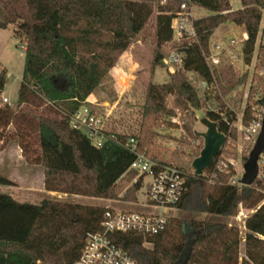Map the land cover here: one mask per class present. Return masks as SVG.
I'll use <instances>...</instances> for the list:
<instances>
[{
	"label": "trees",
	"instance_id": "16d2710c",
	"mask_svg": "<svg viewBox=\"0 0 264 264\" xmlns=\"http://www.w3.org/2000/svg\"><path fill=\"white\" fill-rule=\"evenodd\" d=\"M154 1L0 0V29L16 26L14 35L26 44L18 99L15 103L0 104V140L5 127L28 116L22 114L25 105L43 99L56 108L60 118L40 115L35 127L47 190L115 199L118 183L125 177L132 182L138 175L130 170L137 153L146 152L162 164H172L158 159L152 151L158 135L156 128L165 118L176 115L177 110L186 111L195 120L194 110L203 106L199 88L183 73H170L171 79L164 83L152 81L155 68L164 66L161 48L174 39L172 23L183 0H158L155 59L151 78L145 83L143 120L140 134L135 136V150L129 145V135L106 132L103 146L95 147L83 131L70 125L74 113L87 103L144 30L154 14ZM192 3L209 15L194 21L199 42L187 41L179 48L185 53L184 71H193L201 79L212 81L204 53H209V41L215 30L227 21L248 33L242 52L244 63L250 65L264 0H241L242 8L237 10L231 9L230 0H192ZM216 77L219 80L221 76L216 73ZM6 82L7 69L0 63V101ZM172 94L178 99L174 108H169L167 98ZM258 104L264 105V99L258 100ZM251 113L248 106L244 124L249 123ZM207 116L220 132L236 139L235 128L231 129L219 115L207 112ZM182 127L188 138L196 136L186 123ZM32 128L30 125V131ZM212 166L207 168L208 172ZM216 175L210 184L205 175L189 172L177 209L226 217L236 216L240 205L254 210L245 220V257L241 262L239 227L220 220H193L187 225L170 217L166 228L156 236L114 233L112 240L139 264H262L264 177H257L252 185L246 186L231 181L236 175L232 166L223 172L218 170ZM143 179L144 175L132 185L133 195L141 189ZM0 185L13 186L14 182L0 174ZM105 211L101 206L49 199L39 204L20 202L10 194L0 193V264L74 263L80 257L87 234L102 230Z\"/></svg>",
	"mask_w": 264,
	"mask_h": 264
},
{
	"label": "rangeland",
	"instance_id": "374dc122",
	"mask_svg": "<svg viewBox=\"0 0 264 264\" xmlns=\"http://www.w3.org/2000/svg\"><path fill=\"white\" fill-rule=\"evenodd\" d=\"M231 9L237 10L242 8L241 0H230ZM154 14L149 19L146 27L140 33L138 38L134 40L133 44L127 50L133 56V60L138 63L134 75L136 76V84L145 85L146 81L151 75L150 69L153 66L156 49V18L159 10V1L155 0ZM260 32L258 35V43L264 45V8ZM209 13L198 6L194 8V17L196 19L207 16ZM16 26H10L8 29H0V61L7 69V82L2 93L0 101L4 105L3 98H7L10 103H15L18 99V91L21 85L24 64L25 51L22 45L24 42L14 35ZM244 28L237 26L231 21H227L220 25L212 35L209 41V49L216 43H220L226 48L223 55L222 67L217 72L221 77L217 80L219 89L224 98L230 104H234L236 100L231 101L234 94L237 95V100L241 101V105L234 106L238 113L243 110L244 102L241 100L244 92L248 91L251 97H255L259 91L264 93V77H261L258 72L264 61L254 54L252 63L246 65L243 60L233 62L228 56L227 45L231 38H241ZM141 40L142 43H138ZM192 42L191 40H177L176 37L171 42L166 43L161 48L164 58L168 57L174 50L179 49L184 42ZM240 51V46L238 47ZM233 51L236 47L232 48ZM177 72L183 73L190 82L197 85L200 77L195 72L184 71L183 67H178ZM154 80L158 83H164L171 79L170 73L161 65L154 70ZM124 82L125 79H124ZM139 85V86H141ZM226 89V93L224 90ZM93 100L96 104L87 103L92 111L102 120L106 132L125 134L129 136H138L141 130L143 120V105L146 99V90L139 89H116L115 78L110 74L105 78L101 86L92 94ZM201 95V94H200ZM177 95H170L167 98V105L169 108H174ZM200 110H194V117L187 114L186 111L177 110L181 113V121L179 126H170L168 122L171 117H167L164 123L156 128L157 137L152 151L157 158H162L172 164L183 167L188 173H194L192 166L194 160L200 156L204 148V138L200 133H205L207 127L201 123L203 118H208L207 112H210L205 106V101ZM253 103V101H250ZM263 106V105H261ZM23 113L28 116H21L19 123L12 124L8 128L3 129L0 141V174L10 178L13 186L0 185V193L12 195L20 202H29L34 204L41 203L44 199L63 201L71 203H79L84 205H93L101 207H115L122 210H142L145 193L147 190V183L151 180L150 177L145 176L141 189L135 195L132 193V182L128 177L123 178L117 185L119 190L118 197L115 199H102L77 194H69L63 192L49 191L45 186V169L40 160V146L38 134L35 127L38 124V117L40 115L50 118H60L56 113V108L49 102L43 99L34 101L33 105L24 106ZM21 114V115H22ZM24 114V115H25ZM19 116V115H18ZM14 121L17 120V117ZM230 119H235V115L228 114ZM27 119V120H26ZM209 119V118H208ZM172 122V121H171ZM186 123L192 127V133L196 136L188 138L183 124ZM236 123V121L234 122ZM19 125H25L20 128ZM30 125L32 129L30 131ZM240 124L236 127V139L232 136L227 137V141L223 147L226 152L223 154L225 160H233L236 169V176L240 181L244 175L243 166L249 157L250 152L254 147V143L247 140L241 132ZM234 129V128H233ZM198 135V136H197ZM263 156L260 159L259 167L260 173L264 174ZM131 170V169H130ZM206 177L209 178L207 169L204 171ZM263 177V176H262ZM208 183L210 181L208 180ZM211 184V183H210ZM134 196L136 199H134ZM254 210L245 209L242 205L239 206L238 214L233 217L226 216H212L208 213H196L184 209H175L168 211L167 214L171 218L181 219L187 225L193 220L206 221L209 219L220 220L229 225L239 227L242 241L240 243L239 257L240 262L245 257V235L247 230L245 228L246 218L253 213ZM264 264V262L262 263Z\"/></svg>",
	"mask_w": 264,
	"mask_h": 264
},
{
	"label": "built area",
	"instance_id": "2783aa9c",
	"mask_svg": "<svg viewBox=\"0 0 264 264\" xmlns=\"http://www.w3.org/2000/svg\"><path fill=\"white\" fill-rule=\"evenodd\" d=\"M196 5L192 0H183L181 4V11L173 20L172 27L174 30V37L177 40H191L192 42H199L197 31L194 26V8ZM248 40V33L244 30L241 38L233 37L227 45L229 57L233 62L243 60V44ZM258 41V39H257ZM240 46V51L239 47ZM26 49V44L22 45ZM236 47L233 51L232 48ZM226 48L220 43L214 44L209 53L205 54L206 64L212 74V81L199 79L197 87L200 91V96L205 101V106L210 112H214L220 116V119L225 122L230 128H238L240 124L241 132L244 137L254 146L257 142L258 136L262 130L264 119V105L258 104V100L264 99V93L259 91L255 97H251L250 92L246 91L242 95L244 102L243 110L238 113L234 106L241 105V101L237 100V95L234 94L231 101L235 103L232 105L224 98L221 90L217 84L216 73L222 67L223 55ZM256 57L260 61H264V45L256 43L255 48ZM185 53L179 49L174 50L168 57L163 59L164 67L169 73H175L178 67H183ZM193 72V71H190ZM258 74L264 77V62L259 69ZM250 101H253L250 102ZM3 103H10L7 98H3ZM250 106L252 110L251 119L248 124H244V118L247 107ZM228 114L235 115V119H230ZM173 123L180 124L181 113L178 112L172 116ZM236 121V123H234ZM70 125L83 131L91 140L95 147L103 146L106 141V129L102 120L92 111V109L85 103L82 105L71 117ZM227 137V136H226ZM129 145L132 150H135L136 140L135 136H131ZM223 148L213 161V166L209 172V181L212 182L214 177H217L216 172L226 171L230 166L235 169V162L233 160H225L223 158ZM264 158L262 154L259 158ZM264 162V159H263ZM131 170L137 171L138 175L134 179L136 183L142 175L150 177L151 180L147 183V190L143 203L142 210H122L115 207H107L101 223L102 230L99 232H90L85 239V245L82 249L80 257L72 264H139L126 250L118 246L111 238L114 233H135L143 237H153L161 233L169 222L168 211L177 209V204L180 202L185 189L188 172L175 164H162L159 161L151 158L146 152L137 153L135 161L132 163ZM236 171V169H235ZM260 172V167H259ZM264 177L263 173L258 174V177ZM232 182H241L237 176H233ZM144 182V179H143ZM142 182V184H143ZM242 185V184H241ZM148 242H145V246ZM35 264H43L37 261Z\"/></svg>",
	"mask_w": 264,
	"mask_h": 264
},
{
	"label": "water",
	"instance_id": "95a60500",
	"mask_svg": "<svg viewBox=\"0 0 264 264\" xmlns=\"http://www.w3.org/2000/svg\"><path fill=\"white\" fill-rule=\"evenodd\" d=\"M201 123L207 127L205 133H200L204 138V148L201 151L199 157H197L192 166L197 175H203L204 171L209 168L216 156L221 152L225 145L227 137L224 133L220 132L217 128V124L208 118H203ZM264 152V119L262 124V130L258 136L257 142L249 154L247 161L245 162L243 169L244 175L240 180L242 185H252L259 174V158Z\"/></svg>",
	"mask_w": 264,
	"mask_h": 264
},
{
	"label": "crops",
	"instance_id": "0c3cea01",
	"mask_svg": "<svg viewBox=\"0 0 264 264\" xmlns=\"http://www.w3.org/2000/svg\"><path fill=\"white\" fill-rule=\"evenodd\" d=\"M138 43L141 44L142 41L139 40ZM0 63L2 65V67L6 68L5 65L1 61H0ZM137 67H138V63L133 60V56L131 54H129L128 51L124 52V54H122V56L120 57L119 61L115 65V67L110 71V75L115 78V88L116 89H139V88H142V89L146 90L145 85H141L140 83H138L139 85H141V86H139L136 84V82H138V81H136V76L134 75V72H135ZM153 77L154 76H152V81L155 83H158L154 80ZM150 78H151V75L149 76V79ZM124 79L126 82H124ZM92 98H93V95H91L88 98L87 103L93 104V105L94 104L99 105V104H96ZM10 125H12V124H9L7 126V128Z\"/></svg>",
	"mask_w": 264,
	"mask_h": 264
}]
</instances>
